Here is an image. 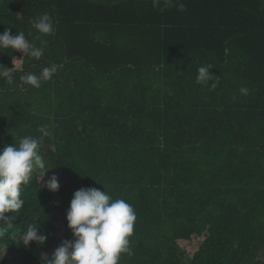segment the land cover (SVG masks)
<instances>
[{
  "label": "trees",
  "instance_id": "obj_1",
  "mask_svg": "<svg viewBox=\"0 0 264 264\" xmlns=\"http://www.w3.org/2000/svg\"><path fill=\"white\" fill-rule=\"evenodd\" d=\"M45 13L53 35L33 27ZM7 29L44 53L0 49L14 80L0 78V149L36 138L49 171L0 222V264H43L73 240L66 213L90 187L135 211L118 264H264V0H0ZM51 64L39 88L20 80ZM54 174L59 190L41 187ZM30 223L45 245L18 243Z\"/></svg>",
  "mask_w": 264,
  "mask_h": 264
},
{
  "label": "clouds",
  "instance_id": "obj_2",
  "mask_svg": "<svg viewBox=\"0 0 264 264\" xmlns=\"http://www.w3.org/2000/svg\"><path fill=\"white\" fill-rule=\"evenodd\" d=\"M164 2L166 6L172 5V0ZM158 4L159 0H153L154 7ZM178 10L184 11L185 6L179 4ZM33 27L43 35H53L55 31L53 19L47 13L38 17L33 22ZM9 48L21 52L23 56L27 54L36 59L41 58L44 53V49L30 43L22 31L12 35L11 29L0 34V49ZM210 69L212 65L200 66L196 83L206 84L212 80L215 75ZM57 70L58 65L51 64L43 68L40 75L27 73L22 75L20 80L25 85L39 88L41 81L50 80ZM0 78H5L10 86L14 83L7 68L0 71ZM218 83V80L212 83L211 88L215 89ZM248 91L245 87L240 89L242 95H247ZM39 131L44 136L50 135L47 126H42ZM39 146L38 139L25 136L20 139L18 145L5 144L3 149H0V222L6 223L8 227H12V224L5 213H17L24 205L21 198L22 185L29 183L36 170L43 174V178L49 171L44 158L39 154ZM41 187H46L52 192L58 191V177L52 175ZM66 218L74 239L64 240L51 258L42 255L43 264H118L122 253L131 254L129 237L134 233L137 217L133 207L124 199L113 200L107 191L94 187L81 188L74 192ZM31 242L43 246L47 242V236L40 231L38 225L30 223L19 233L18 243L29 248Z\"/></svg>",
  "mask_w": 264,
  "mask_h": 264
}]
</instances>
